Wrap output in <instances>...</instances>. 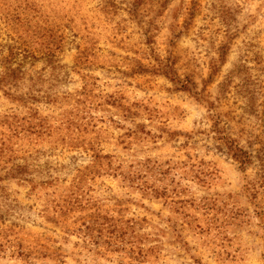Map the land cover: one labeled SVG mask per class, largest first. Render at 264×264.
Returning a JSON list of instances; mask_svg holds the SVG:
<instances>
[{
  "label": "rangeland",
  "instance_id": "obj_1",
  "mask_svg": "<svg viewBox=\"0 0 264 264\" xmlns=\"http://www.w3.org/2000/svg\"><path fill=\"white\" fill-rule=\"evenodd\" d=\"M0 264H264V0H0Z\"/></svg>",
  "mask_w": 264,
  "mask_h": 264
},
{
  "label": "trees",
  "instance_id": "obj_2",
  "mask_svg": "<svg viewBox=\"0 0 264 264\" xmlns=\"http://www.w3.org/2000/svg\"><path fill=\"white\" fill-rule=\"evenodd\" d=\"M230 151L232 156L239 161V163H241L242 165H244L245 163L250 161V156L247 152L242 151L241 148L237 147V146H230Z\"/></svg>",
  "mask_w": 264,
  "mask_h": 264
}]
</instances>
